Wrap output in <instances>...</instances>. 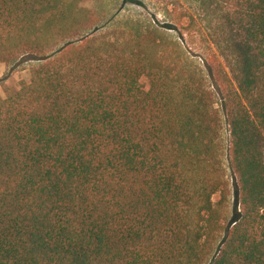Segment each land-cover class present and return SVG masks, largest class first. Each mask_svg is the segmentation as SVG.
Returning a JSON list of instances; mask_svg holds the SVG:
<instances>
[{
  "label": "trees",
  "instance_id": "16d2710c",
  "mask_svg": "<svg viewBox=\"0 0 264 264\" xmlns=\"http://www.w3.org/2000/svg\"><path fill=\"white\" fill-rule=\"evenodd\" d=\"M118 9L0 0V63L32 65L0 95V264H264V0L211 88Z\"/></svg>",
  "mask_w": 264,
  "mask_h": 264
},
{
  "label": "rangeland",
  "instance_id": "374dc122",
  "mask_svg": "<svg viewBox=\"0 0 264 264\" xmlns=\"http://www.w3.org/2000/svg\"><path fill=\"white\" fill-rule=\"evenodd\" d=\"M118 2V26L110 31L115 38L122 36V23L151 25L156 31L179 43L181 51L188 58V66L195 62L200 70L205 66L213 68L217 81L227 72L231 78L234 66L230 53V42L240 35L235 27L226 24V16L233 10L237 0H113ZM164 3L168 6L164 7ZM83 7L84 5L81 4ZM115 26V25H113ZM222 65L219 66V65ZM31 64L6 65L0 63V95L6 96L5 88L17 90L21 83L30 80ZM226 71V72H225ZM147 85V81H144ZM205 83L211 88L213 81L206 77ZM212 83V84H211ZM213 92H216L212 89ZM217 93V92H216ZM217 107L221 108V97H217ZM225 137L228 127L224 121ZM228 180L233 183L231 171ZM218 196L215 197L217 201ZM230 211L236 206L232 193Z\"/></svg>",
  "mask_w": 264,
  "mask_h": 264
}]
</instances>
